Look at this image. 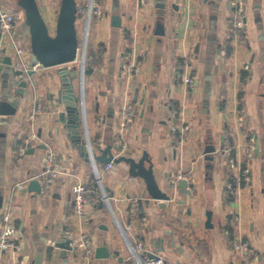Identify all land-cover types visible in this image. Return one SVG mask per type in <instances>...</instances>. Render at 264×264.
<instances>
[{
	"label": "crops",
	"instance_id": "crops-1",
	"mask_svg": "<svg viewBox=\"0 0 264 264\" xmlns=\"http://www.w3.org/2000/svg\"><path fill=\"white\" fill-rule=\"evenodd\" d=\"M66 2L74 6L79 47L87 0H0V11L16 16L13 36L29 61L34 34L25 23L38 16L56 38ZM96 4L102 14L90 24L87 54L98 60L82 80L85 136L93 145L120 146L113 149L116 157H144L167 198L155 199L128 162L110 169L99 163L111 208L92 201L76 212L74 186H93L94 167L71 144L57 115L63 110L57 67L38 66L24 78L28 85L16 114L0 115V213L17 182L36 178L42 184L36 194L29 180L13 199L20 250L0 253V264H34L40 250L43 264H134L120 227L171 264H264V0H244L240 17L231 0ZM114 14L121 26L113 25ZM0 58L12 61L0 71V102L11 101L18 90L17 55L11 47ZM124 63L132 68L125 70ZM74 65L80 67L67 66ZM188 75L192 85L184 81ZM74 86L78 93V79ZM35 100L44 111L33 122ZM127 106L134 116L122 128ZM32 128L37 138L29 140ZM49 149L61 172L45 184L40 175ZM183 180L186 188L179 186ZM65 231L78 246L68 261L56 246L68 240ZM239 240L246 251L236 250Z\"/></svg>",
	"mask_w": 264,
	"mask_h": 264
},
{
	"label": "water",
	"instance_id": "water-1",
	"mask_svg": "<svg viewBox=\"0 0 264 264\" xmlns=\"http://www.w3.org/2000/svg\"><path fill=\"white\" fill-rule=\"evenodd\" d=\"M75 10L71 2H66L62 9V14L58 27L56 38H52L45 27L44 23L38 16L30 18L26 25H30L34 34L33 53L29 61V74H33V66L38 65L43 68L57 67L55 74L61 79V88L59 90V106L63 108L60 114H57L59 120L64 125L67 136L71 144L78 150L79 154L86 160L95 163L97 167L99 163L109 164L111 162H120L122 160L130 164V172L134 176H143L147 181V189L151 191L152 196L157 200L166 199L165 196L157 187L155 182L153 167L145 166V158L135 159L132 157L120 156L116 157L113 149L121 150L117 144H107L105 147L93 145L85 136L86 122L84 115L83 94L82 89L84 82L83 75L85 70L92 72L93 68L86 66L82 72V65L68 67V64L76 62L78 43L75 34ZM112 23L115 26H121V16L114 14ZM12 64L11 59L5 58L0 65V71L4 65ZM79 70V71H78ZM13 72L16 76V69L13 66ZM79 80L80 91L77 93L74 80ZM18 90L16 97L11 101L3 100L0 102V115L10 116L15 115L20 104L21 98L25 93V88L28 82L25 79H17ZM208 93H210L211 84H207ZM56 115V116H57ZM89 143V144H88ZM100 151V153H96ZM92 157V159H91ZM98 168V167H97ZM180 187H187L188 181L183 180L179 184ZM29 189L36 194L41 193V182L33 178L29 182ZM106 191V189H105ZM107 193V192H106ZM0 206H2V197L0 196ZM56 246L65 250L64 256L68 259L69 252L77 250L76 246L72 245L71 240L58 242ZM68 261V260H67ZM34 264H43V250L37 253Z\"/></svg>",
	"mask_w": 264,
	"mask_h": 264
},
{
	"label": "built area",
	"instance_id": "built-area-1",
	"mask_svg": "<svg viewBox=\"0 0 264 264\" xmlns=\"http://www.w3.org/2000/svg\"><path fill=\"white\" fill-rule=\"evenodd\" d=\"M142 2H147L148 0H141ZM232 4L236 8V15H240L242 12L244 0H231ZM102 14V8L96 4V0H87V7L84 11L85 15V30L83 34V44L82 46H79L77 48V58L76 62L79 61V57H81L80 61V67L82 65V72L84 71V68L87 66V61L89 60V56L87 54V47H88V33H89V27L90 24L94 18V16H101ZM240 17V16H239ZM16 21V16L12 12L8 11H0V51H7L9 48L12 47L15 54L17 55V64L15 66L16 69V75L19 79H24L29 71V60L26 58L27 51L26 49L20 44V42L13 36V24ZM4 36L7 37L6 40L3 41ZM2 63V60L0 58V65ZM38 65H34V68H37ZM123 67L125 70H129L131 68H128L127 65L124 63ZM83 78L84 74L82 73ZM194 77L193 76H185L184 81L188 85H192L194 83ZM44 108L42 104L35 100L33 102V105L31 107V111L29 112V119L30 121H35L41 113H43ZM85 115V112H84ZM121 122L120 126L122 128H125L128 126V124L132 121L133 118V109L129 106H127L121 115ZM173 132H178L177 127H172ZM37 135L35 132V129L32 128L31 135L29 140L36 139ZM88 141L89 137L87 136ZM27 140V141H29ZM89 144V143H88ZM227 151H230V148L227 149ZM57 154L53 149H49L45 155L44 159V170L42 171L40 177L43 179V183L47 184L51 181H53L55 178L58 177V175L61 172V168L59 163L57 162ZM92 159V157H91ZM94 171H95V184L96 186L88 187L84 182L79 181L74 186V204L76 212L79 214H82L84 212V205L87 202H97L101 201L106 203L109 208L110 207V200L109 196L107 195L105 188L102 184L101 177H100V171L95 166V163L93 162V159L91 160ZM230 166L232 168L235 167V159L231 158L229 159ZM114 166V162H111L106 165V168L110 169ZM30 179L17 182L12 189L9 192V197L7 200V203L5 206H3L1 213H0V253H3L7 250H13V251H19L20 250V244L18 242L19 237V229L16 224V218H15V204L13 199L18 195V193L22 190H24L27 186V183ZM231 187L230 185H228ZM123 235L126 240V244L128 247V250L134 260V264H171L169 261H167L161 254H150L148 248L145 246V244L142 241H132L127 235L126 229L123 227H120ZM65 237H67L69 240L72 241V234L69 231L64 232ZM74 245V243L72 244ZM81 245L87 248L88 242H81ZM76 246V245H74ZM78 249V246H76ZM236 250L240 251H246V245L240 242V240L235 245ZM90 253L89 250L86 251L84 257L86 258V255ZM15 264H25L23 260L15 263Z\"/></svg>",
	"mask_w": 264,
	"mask_h": 264
},
{
	"label": "trees",
	"instance_id": "trees-1",
	"mask_svg": "<svg viewBox=\"0 0 264 264\" xmlns=\"http://www.w3.org/2000/svg\"><path fill=\"white\" fill-rule=\"evenodd\" d=\"M88 56H89L90 58H89V60L87 61V66L92 67V66H94V65L96 64L98 58H97V56H96L95 54H93V55H91V56L88 54ZM93 186H96V184L94 183Z\"/></svg>",
	"mask_w": 264,
	"mask_h": 264
},
{
	"label": "rangeland",
	"instance_id": "rangeland-1",
	"mask_svg": "<svg viewBox=\"0 0 264 264\" xmlns=\"http://www.w3.org/2000/svg\"><path fill=\"white\" fill-rule=\"evenodd\" d=\"M82 44H83V37H82V40H81L80 46H82ZM80 61H81V57H79V61H77V64H79ZM79 66H80V64H79ZM85 72H86V70H85Z\"/></svg>",
	"mask_w": 264,
	"mask_h": 264
}]
</instances>
